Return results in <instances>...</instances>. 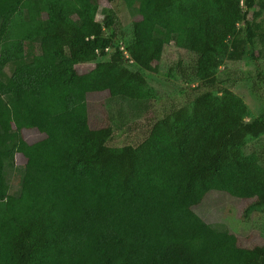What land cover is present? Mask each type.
I'll list each match as a JSON object with an SVG mask.
<instances>
[{
    "label": "trees",
    "instance_id": "trees-1",
    "mask_svg": "<svg viewBox=\"0 0 264 264\" xmlns=\"http://www.w3.org/2000/svg\"><path fill=\"white\" fill-rule=\"evenodd\" d=\"M107 1L139 17L125 48L98 0H0V264H264V245L242 247L196 212L216 193L249 201L246 216L264 209V155L246 150L264 112L247 122L239 96L211 90L228 60L264 88L260 0ZM172 42L197 57L206 91L153 115L134 142L132 115L155 99L147 80ZM103 92L132 107L116 128L88 100ZM27 130L45 137L30 143Z\"/></svg>",
    "mask_w": 264,
    "mask_h": 264
},
{
    "label": "rangeland",
    "instance_id": "rangeland-1",
    "mask_svg": "<svg viewBox=\"0 0 264 264\" xmlns=\"http://www.w3.org/2000/svg\"><path fill=\"white\" fill-rule=\"evenodd\" d=\"M100 12L98 21H103L110 11L118 14L122 38V47L133 38V22L139 17L133 16L127 10L123 2L115 4L107 0H98ZM257 22L264 24V0L257 4ZM252 13H250V17ZM14 38H12L13 40ZM197 60V57L187 51L177 50L175 42H172L164 50L162 62L158 72L148 78V87L156 92L149 109L143 107L133 113L134 122L130 129V139L134 142L143 137V130H146V120L151 119L153 115L161 116L163 113L170 112L177 107H191L196 95L206 91L204 87L198 89L199 83L191 75V67ZM95 67L94 63L81 64L77 66L79 73H86ZM253 69L239 61L228 60L219 68L218 80L215 87L211 90L219 95L229 89L239 96L248 108L247 122L260 117L264 112V88L257 86L254 89L255 76ZM241 73H245L248 79H243ZM88 100L98 110L101 111L102 119L100 124L106 126L110 118L115 120L114 127H117V118L123 111L132 114V107L126 103L119 102L109 97L107 92L93 93L88 96ZM105 107V108H102ZM138 123V124H137ZM25 139L34 143L45 137L44 134L34 130L24 131ZM125 143V136L120 134L112 141V147H121ZM246 150L258 151L264 155V134L251 139L248 142ZM15 173L11 179L12 195L19 193V177L25 165V159L21 154L16 155ZM24 170V169H23ZM23 174V171H22ZM22 176V175H21ZM249 201L234 199L225 194L211 195L201 206L196 208V212L214 229L219 232H227L235 237L238 244L242 247H253L255 245H264V209H255L249 216L245 215V210L249 207Z\"/></svg>",
    "mask_w": 264,
    "mask_h": 264
},
{
    "label": "built area",
    "instance_id": "built-area-1",
    "mask_svg": "<svg viewBox=\"0 0 264 264\" xmlns=\"http://www.w3.org/2000/svg\"><path fill=\"white\" fill-rule=\"evenodd\" d=\"M127 54V53H126Z\"/></svg>",
    "mask_w": 264,
    "mask_h": 264
}]
</instances>
